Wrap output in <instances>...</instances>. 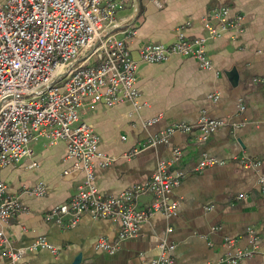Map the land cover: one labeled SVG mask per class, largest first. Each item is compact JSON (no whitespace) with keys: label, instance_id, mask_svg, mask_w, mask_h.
Returning a JSON list of instances; mask_svg holds the SVG:
<instances>
[{"label":"crops","instance_id":"obj_1","mask_svg":"<svg viewBox=\"0 0 264 264\" xmlns=\"http://www.w3.org/2000/svg\"><path fill=\"white\" fill-rule=\"evenodd\" d=\"M222 7H228L232 16L242 15L243 25L241 32L229 29L207 42L213 69L203 68L194 57L180 55L164 63H141L137 87L140 102L145 104L142 109L136 111L131 104L97 105L84 116L100 136L99 150L116 159L106 168H95L101 194L116 196L145 183L157 163L164 160L171 173L185 175L171 193V200L179 203L178 215L156 213L141 225L137 236L119 242L115 253L97 250L100 238L117 241L120 221L89 215L73 227L67 226L68 217L62 224L47 221L53 208L76 194L84 173L64 175L72 165L65 161L66 144L40 141L33 143L32 157L1 172L8 192L18 197L26 210L6 228L7 245L0 253V264L11 262L9 249H29L41 236L58 253L48 249L27 252L22 263L144 264L161 254L159 244L167 240L175 245L172 255L176 264H227L223 260L238 250L255 251L239 264H264V198L259 185L264 173V84L256 81L264 76V0H126L117 14L118 37H123L126 29L136 31L129 48L133 58L139 59L146 44H173L178 28L187 23L188 37L207 36L204 19ZM213 94L218 95L216 100L210 98ZM202 114L227 119L229 125L204 142H198L193 134L177 132L169 144L150 146L131 159L124 158L173 124L197 125ZM153 119L151 126H145ZM240 124L244 125L234 127ZM243 155L259 161L260 166L243 168L238 160ZM205 157L223 164L199 171ZM40 182L46 185L45 196L25 193ZM240 194L248 198L238 199ZM151 202V195H142L137 205L147 208ZM251 230L258 238L257 250Z\"/></svg>","mask_w":264,"mask_h":264},{"label":"built area","instance_id":"obj_2","mask_svg":"<svg viewBox=\"0 0 264 264\" xmlns=\"http://www.w3.org/2000/svg\"><path fill=\"white\" fill-rule=\"evenodd\" d=\"M125 5L126 0H0V253L7 245L6 228L17 214L26 210L20 199L8 192L1 172L32 157V145L40 141L49 145L66 144L65 161L72 165L64 170V175L84 173L76 194L67 203L53 208L46 220L62 224L64 217H68L69 227L75 226L84 215L97 220L120 221L117 241L100 238L97 250L115 253L119 242L137 236L141 225L156 213L167 217L178 215L179 203L171 200V193L185 175L171 173L169 163L164 160L157 163L156 171L145 183L135 184L116 196L101 194L95 181V168H106L116 159L99 150L100 136L84 116L97 105L112 108L131 104L136 111L142 109L145 104L140 102L137 87L141 63H164L180 55L194 57L203 68L213 69L206 52L207 42L229 29L241 32L243 16H232L228 7H222L204 19L207 36L188 37L187 23L178 28L173 44H146L139 51V59H134L129 40L136 31L126 29L123 37H118L117 14ZM256 81L264 84V76ZM217 96L213 94L210 98L216 100ZM155 121H147L145 126ZM227 125V119L202 114L197 125L173 124L124 158L131 159L150 146L169 144L177 132L193 134L198 142H204ZM195 131H198L196 135ZM175 155H180V151H175ZM238 160L245 169L260 166L259 161L245 155ZM219 164L223 161L205 157L198 170ZM259 185L264 198V173L259 177ZM25 193L43 197L47 188L40 182ZM142 195L152 196L147 208L137 205ZM246 198V194L238 196V199ZM250 233L257 250L258 238L252 230ZM39 249L58 253L46 237L41 236L29 249H9V264H25L21 261L27 252ZM159 249L161 254L144 264H176L172 255L175 245L163 240ZM254 254L255 251L238 250L228 254L223 262L239 264Z\"/></svg>","mask_w":264,"mask_h":264}]
</instances>
